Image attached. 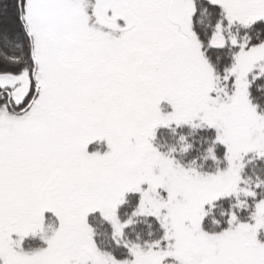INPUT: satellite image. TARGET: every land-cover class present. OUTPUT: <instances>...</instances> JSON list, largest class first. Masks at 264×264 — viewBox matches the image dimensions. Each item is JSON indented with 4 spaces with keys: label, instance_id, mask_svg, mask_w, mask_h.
<instances>
[{
    "label": "snow or ice",
    "instance_id": "snow-or-ice-1",
    "mask_svg": "<svg viewBox=\"0 0 264 264\" xmlns=\"http://www.w3.org/2000/svg\"><path fill=\"white\" fill-rule=\"evenodd\" d=\"M0 264H264V0H0Z\"/></svg>",
    "mask_w": 264,
    "mask_h": 264
}]
</instances>
